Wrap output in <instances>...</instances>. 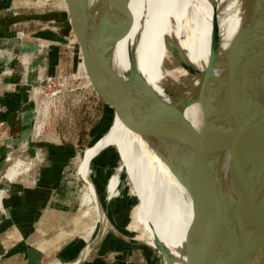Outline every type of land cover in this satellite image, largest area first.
I'll return each instance as SVG.
<instances>
[{"label": "bare ground", "instance_id": "obj_1", "mask_svg": "<svg viewBox=\"0 0 264 264\" xmlns=\"http://www.w3.org/2000/svg\"><path fill=\"white\" fill-rule=\"evenodd\" d=\"M127 2L131 21L112 37L107 59L113 75L123 84L130 103L142 120L144 135L129 130L114 116L103 141L99 140L85 151L81 163L84 176L80 169L78 174L91 193L94 209L101 214H96V222L100 223L97 236L105 226L101 225L104 212L89 179V164L107 144L112 143L111 138L117 137L115 144L141 198L132 210L129 229L136 232L148 223L167 239L184 246L195 208L187 190L156 153L171 157L181 145V135H185L186 163L192 176L200 182L204 196L216 205L224 231L233 243L235 264H264V159L248 131L219 102L214 90L210 91L215 85L211 82L204 85L201 81L211 53L212 16H216L219 32L218 58L213 67L214 81L217 82L226 73L229 47L244 26L245 1ZM106 16L107 23L115 20L111 7L104 0L98 18ZM147 37L151 39V51H148ZM173 45L195 68V73L175 53ZM202 89L224 116L213 123L206 122L205 126L200 102ZM220 129L221 134L214 145L210 135ZM223 139L224 155L219 148ZM225 157L230 160L232 168ZM237 167L254 171L259 179L251 197V211L245 216L246 222L238 221L244 212L240 206L241 198L230 191L225 179L228 172ZM245 224L251 231L244 230ZM257 227L262 232L255 237L256 234L251 232ZM146 240L166 256H163L166 264H169V258L173 260L165 247Z\"/></svg>", "mask_w": 264, "mask_h": 264}, {"label": "rangeland", "instance_id": "obj_2", "mask_svg": "<svg viewBox=\"0 0 264 264\" xmlns=\"http://www.w3.org/2000/svg\"><path fill=\"white\" fill-rule=\"evenodd\" d=\"M103 2L104 0H89L97 18ZM30 4L28 17L31 19L28 23L32 22L26 30L37 33L40 28L45 27L43 31H50V36L37 40L32 38L24 42L29 46L28 53L21 54L20 48L16 46L12 48V45H9L10 54H0V58H9L7 62L4 61L7 63V72L17 70V66L23 64L22 76L17 83L14 81V84L17 89L24 90L27 96L26 107L23 106L22 109L27 112L29 120V135L24 136L27 139L14 142L10 146H2L0 149V161H2L0 183L11 168L20 164L22 171L13 178L11 187L21 188L26 184L35 186L44 165L49 167L48 164L51 165L52 160L57 159L62 163L69 159L63 172L66 178L64 198L56 199L58 200L56 207L63 213L47 215L43 222L45 228L39 233L41 240L55 244L59 252L48 262L40 264H76L79 261L85 263L92 253H98L97 250L104 238L118 241L130 249L141 247L151 257L153 261L151 264H166L163 257L157 255L149 246L145 239L147 238L169 249L174 260L173 263L169 258V264H188L184 256V246L167 239L148 223H144L136 232L129 229L132 210L141 202V198L115 144L118 142L117 137L111 138L112 143L107 144L108 146L89 164V179L104 212L105 226L102 233L97 236L98 224L93 211L95 205L91 193L84 182H80L77 177L86 149L101 140L109 130L106 114L103 104L95 98L87 84L83 74L84 68L82 65L80 67L74 37L68 28L66 14L59 6L58 0H17L11 3L8 13L22 15L23 9L24 12L28 11L24 7ZM17 17L14 15L9 19L12 24L10 32H15L17 43H20L24 33L15 30L20 27V20L16 22ZM54 32H58L59 37H54ZM147 39L148 51H151V39L150 37ZM41 55L46 57L48 70L38 83ZM195 79L198 82L197 77ZM200 102L204 126L206 122L213 123L224 117L219 110H216L214 100L204 89L201 91ZM201 129L202 126L199 132ZM222 129L210 135L214 145ZM219 148L224 155L226 152L224 139ZM225 159L231 166L230 160L227 157ZM225 179L233 194L239 198L243 195L247 196L248 202L241 200L240 204L245 210L241 215H246L251 211V197L258 186V175L254 171H245L237 167L234 171L228 172ZM75 181L81 184V190H75ZM83 195L84 202L80 206ZM110 256L115 257L113 252Z\"/></svg>", "mask_w": 264, "mask_h": 264}, {"label": "water", "instance_id": "obj_3", "mask_svg": "<svg viewBox=\"0 0 264 264\" xmlns=\"http://www.w3.org/2000/svg\"><path fill=\"white\" fill-rule=\"evenodd\" d=\"M105 1L115 16L110 23H107V16L97 18L88 9L87 0H82L80 7L75 0H58V3L74 37L80 67L84 68L83 74L92 94L103 104L109 128L115 116L129 130L143 137L142 120L130 103L123 84L113 75L107 59L112 37L131 21L128 2ZM244 1L246 20L229 47L226 73L217 82L213 67L218 58L219 32L216 16H212L211 53L201 81L204 85L210 82L215 85L210 91L214 90L219 102L248 131L264 159V0ZM173 49L195 73V68L183 58L178 48L173 45ZM180 138L181 145L171 157L156 154L187 190L195 208L184 242V256L188 264H235L233 243L224 231L214 201L204 196L200 182L190 173L186 163L187 140L185 135ZM246 197L243 195L240 200L248 202ZM246 215L238 221L246 222ZM244 226L246 232L251 231L249 226ZM261 232L257 227L251 233L256 237Z\"/></svg>", "mask_w": 264, "mask_h": 264}, {"label": "crops", "instance_id": "obj_4", "mask_svg": "<svg viewBox=\"0 0 264 264\" xmlns=\"http://www.w3.org/2000/svg\"><path fill=\"white\" fill-rule=\"evenodd\" d=\"M75 1L79 6L82 3V0ZM12 2H17V0H0V53L8 55L11 51L10 48H14V46L22 50L20 51L21 54L28 53L29 46L24 42L32 38L37 40L49 37L50 31L44 32L45 27L40 28V32L38 31L37 33L26 30L32 22L28 23V20L31 19V17H28L30 16L28 13H30L29 8L31 7L29 6L31 4L28 7H24L28 11L24 12L25 9H23L22 13L24 14L18 15V13H8ZM87 7L94 12L89 0H87ZM14 15L18 16L16 22L20 20V27L15 30L24 33L20 43H17L15 32H10L12 24L9 19L13 18ZM53 36L57 38L59 33L54 32ZM9 45L12 46L9 47ZM4 58H0V149L2 146H10L14 142L17 143L22 139H27L24 136L29 135L28 114L22 109L25 106L27 96L24 90L17 89L16 84H14V81L17 83L22 76L23 64H19L17 70L14 69L12 72H7V63L4 61L7 62L9 58ZM45 58L44 55H41L39 60L38 83L44 78L48 70ZM68 160L66 159L64 162L59 163L56 159V161L52 160L50 162L51 165L48 164L49 167L44 165V169L41 171L35 186L26 184L21 188L11 187L13 178L22 171L20 164H17L7 172L6 177L9 176V178L7 177V181L5 179L3 183H0L2 192L0 194V264L46 263L59 252V248H56L55 244L41 240L39 233L45 228L43 222L47 215H60L63 213L56 207L58 203L56 199H59L57 189L61 183ZM85 162L87 164L86 160ZM80 173L83 175L82 165ZM77 178L82 182L79 175ZM4 181H6V185H4ZM83 198L84 195L80 201V206L84 202ZM93 211L95 216L99 213L94 207ZM97 224L99 230L100 223ZM102 224H105L103 218ZM157 244L162 245L160 243ZM99 246L98 253H92L87 262L81 263L82 261H80L79 264H151L153 262L150 259L151 257L141 247L130 249V247H126L122 243L109 238H104ZM162 246L170 253L166 246ZM152 248L157 255L163 257L160 250ZM112 252L115 257L110 256Z\"/></svg>", "mask_w": 264, "mask_h": 264}, {"label": "trees", "instance_id": "obj_5", "mask_svg": "<svg viewBox=\"0 0 264 264\" xmlns=\"http://www.w3.org/2000/svg\"><path fill=\"white\" fill-rule=\"evenodd\" d=\"M63 175H64V173H63ZM62 175V179H61V183L59 184V186H58V189H57V191H58V197L60 198V199H63L64 198V192H65V190H66V185H65V180H66V178L64 177ZM70 182V181H69ZM76 182V183H75ZM74 182V188H75V190H81V184L79 183V182H77V181H75ZM68 183V181L66 182V184ZM73 188V189H74ZM69 190V189H68ZM71 190V189H70ZM59 199V200H60Z\"/></svg>", "mask_w": 264, "mask_h": 264}, {"label": "built area", "instance_id": "obj_6", "mask_svg": "<svg viewBox=\"0 0 264 264\" xmlns=\"http://www.w3.org/2000/svg\"><path fill=\"white\" fill-rule=\"evenodd\" d=\"M1 54V53H0ZM7 55V54H6Z\"/></svg>", "mask_w": 264, "mask_h": 264}]
</instances>
